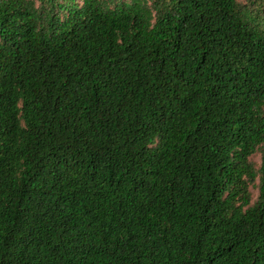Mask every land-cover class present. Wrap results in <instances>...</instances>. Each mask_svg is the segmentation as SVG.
<instances>
[{"label": "trees", "instance_id": "1", "mask_svg": "<svg viewBox=\"0 0 264 264\" xmlns=\"http://www.w3.org/2000/svg\"><path fill=\"white\" fill-rule=\"evenodd\" d=\"M0 264H264V0H0Z\"/></svg>", "mask_w": 264, "mask_h": 264}, {"label": "rangeland", "instance_id": "2", "mask_svg": "<svg viewBox=\"0 0 264 264\" xmlns=\"http://www.w3.org/2000/svg\"><path fill=\"white\" fill-rule=\"evenodd\" d=\"M241 3H246L248 0H239ZM251 162L255 165V167H259L260 165V155L256 154L251 158ZM250 192H251V196H252V201H254L257 197L258 191L254 186L250 187Z\"/></svg>", "mask_w": 264, "mask_h": 264}]
</instances>
